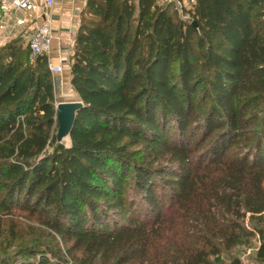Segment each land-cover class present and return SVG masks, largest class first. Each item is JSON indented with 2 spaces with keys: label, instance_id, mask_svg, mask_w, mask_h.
<instances>
[{
  "label": "trees",
  "instance_id": "trees-1",
  "mask_svg": "<svg viewBox=\"0 0 264 264\" xmlns=\"http://www.w3.org/2000/svg\"><path fill=\"white\" fill-rule=\"evenodd\" d=\"M181 9L88 0L62 142L47 55L0 48V264H217L264 225V0Z\"/></svg>",
  "mask_w": 264,
  "mask_h": 264
},
{
  "label": "crops",
  "instance_id": "crops-1",
  "mask_svg": "<svg viewBox=\"0 0 264 264\" xmlns=\"http://www.w3.org/2000/svg\"><path fill=\"white\" fill-rule=\"evenodd\" d=\"M2 1L0 0V46L18 36L24 40L32 30L48 22L53 34L52 47L47 55L49 64L61 66L63 84H70L75 38L88 0H55L50 8L43 6V0H37L41 8L37 13L30 14L10 10ZM161 1H174L178 8V5L187 7L193 0Z\"/></svg>",
  "mask_w": 264,
  "mask_h": 264
},
{
  "label": "rangeland",
  "instance_id": "rangeland-1",
  "mask_svg": "<svg viewBox=\"0 0 264 264\" xmlns=\"http://www.w3.org/2000/svg\"><path fill=\"white\" fill-rule=\"evenodd\" d=\"M189 7V5L187 6ZM182 9H178L180 15ZM182 16V15H181ZM184 19L188 20V17H184ZM24 45L28 46V38H24ZM2 46H0L1 48ZM54 80V92L56 96V104L60 102H66V101H78V96L74 89L72 88L71 84L64 83L63 86H55V82L57 80H62L60 75L52 76ZM252 217V218H251ZM23 222L25 220H22ZM243 226L253 232L252 237H246L245 242L242 244L237 245L231 250L223 251L222 254V263L217 264H231L235 260H239L242 264H264V262H261L257 258V250L264 239L263 236L260 235L257 231V229H264V225L260 222H258V216H250V214H246V217L244 220H242Z\"/></svg>",
  "mask_w": 264,
  "mask_h": 264
},
{
  "label": "built area",
  "instance_id": "built-area-1",
  "mask_svg": "<svg viewBox=\"0 0 264 264\" xmlns=\"http://www.w3.org/2000/svg\"><path fill=\"white\" fill-rule=\"evenodd\" d=\"M2 3L10 10L23 11L26 13H37L41 5L37 0H3ZM55 0H43V6L50 8L54 5ZM182 6L178 5V9ZM52 30L50 24L47 22L32 30L28 35V46L30 49V57L34 59L37 56L48 55L52 47ZM49 70L52 76L60 75L62 73L61 66H52L49 64ZM55 86H63L62 80H57Z\"/></svg>",
  "mask_w": 264,
  "mask_h": 264
},
{
  "label": "water",
  "instance_id": "water-1",
  "mask_svg": "<svg viewBox=\"0 0 264 264\" xmlns=\"http://www.w3.org/2000/svg\"><path fill=\"white\" fill-rule=\"evenodd\" d=\"M195 27L196 22L192 23ZM83 107V103L78 101L60 102L56 104V121L58 124L57 141L62 142L67 139L72 132L76 113Z\"/></svg>",
  "mask_w": 264,
  "mask_h": 264
}]
</instances>
